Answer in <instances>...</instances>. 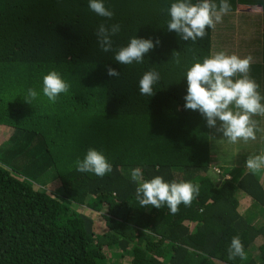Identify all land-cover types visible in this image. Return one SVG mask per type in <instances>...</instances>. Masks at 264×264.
<instances>
[{
	"label": "trees",
	"instance_id": "16d2710c",
	"mask_svg": "<svg viewBox=\"0 0 264 264\" xmlns=\"http://www.w3.org/2000/svg\"><path fill=\"white\" fill-rule=\"evenodd\" d=\"M172 2L105 0L108 19L88 0H0V264H264V171L220 181L211 167L210 128L183 97L186 71L214 53V30L195 42L168 31ZM101 24L120 25L107 53ZM134 36L160 43L141 63L114 61ZM149 70L152 97L139 92ZM50 71L69 86L55 103L42 94ZM29 88L39 94L30 104ZM90 148L113 165L103 178L76 169ZM137 167L145 180L198 184L199 195L174 215L140 207ZM234 236L245 257L230 261Z\"/></svg>",
	"mask_w": 264,
	"mask_h": 264
},
{
	"label": "clouds",
	"instance_id": "9594fccd",
	"mask_svg": "<svg viewBox=\"0 0 264 264\" xmlns=\"http://www.w3.org/2000/svg\"><path fill=\"white\" fill-rule=\"evenodd\" d=\"M88 8L100 17L111 19L114 15L112 10L105 7V0H88ZM230 11V0H173L168 9L170 20L167 30L175 31L184 41L195 42L206 35V29H213L222 22ZM119 31V24L110 27L99 25L98 44L103 52L112 51V37ZM159 43L158 39L154 41L134 36L126 46L114 53L113 59L121 65L141 63L145 55ZM251 63V56L240 57L234 53L218 51L202 62L194 63L185 74L187 89L183 97L184 108L198 111L209 128H215L231 143H236L239 139H256V133L260 129L256 127L252 116H264V93L249 74ZM107 75L117 78L120 72L109 66ZM158 80L157 72H145L139 80L140 94L152 97L153 85ZM68 87L67 82L56 71H50L42 78V94L53 103L61 93L68 91ZM38 95L35 89L29 88L23 98L30 104ZM75 166L81 173L101 178L113 171V165L104 153L94 148L88 149L83 159H77ZM245 166L254 172L264 168V154L249 157ZM130 179L137 185L136 198L140 207L160 209L162 205H167L173 215L181 203L189 206L200 192V186L191 181L168 182L159 175L145 180L138 167L130 170ZM236 257H245V250L238 236L232 238L228 247V259L231 261Z\"/></svg>",
	"mask_w": 264,
	"mask_h": 264
},
{
	"label": "rangeland",
	"instance_id": "374dc122",
	"mask_svg": "<svg viewBox=\"0 0 264 264\" xmlns=\"http://www.w3.org/2000/svg\"><path fill=\"white\" fill-rule=\"evenodd\" d=\"M235 1L242 2L243 0L230 1L231 11L223 17L222 22L216 24L213 28L214 35H216L215 45L218 47H220V45L223 46V44L231 46L234 44V39L236 38L240 43L244 41L250 49L255 50V53L252 55L253 59L258 51L264 52V26L262 24L259 28L254 26L251 22L241 20L242 18L236 21L233 14L235 11ZM253 3L255 6H259L261 10H264V0H254ZM260 18L264 20V16ZM241 48H243V46H239L238 49ZM261 59L262 57L260 56L255 58L257 61ZM263 69L264 64L263 66H258L255 73L250 74L251 78L260 85V91L262 93H264V87L260 83L262 81ZM260 116L261 115L252 116V119L256 121V127L258 129L261 126L259 124L262 123L260 121ZM258 143L259 141H256V139H250L248 141L239 139L236 143H231L222 133L218 132L215 128H210L211 167L218 173H221V177L219 178L220 181L231 180L232 178H238L237 176L239 175L241 176L242 174L239 171H242L243 168L239 169V167L245 164L246 159L249 157L258 155ZM260 170L264 171V168ZM254 221L259 222L261 219L258 218ZM116 251L117 250H112L110 252L112 255L111 257L116 258ZM124 264H126V262H124Z\"/></svg>",
	"mask_w": 264,
	"mask_h": 264
},
{
	"label": "crops",
	"instance_id": "0c3cea01",
	"mask_svg": "<svg viewBox=\"0 0 264 264\" xmlns=\"http://www.w3.org/2000/svg\"><path fill=\"white\" fill-rule=\"evenodd\" d=\"M233 1V0H230ZM250 0H244L242 1L243 3L237 2L235 3V11H234V19L236 21H239V19L244 20V21H248L251 22L254 26L257 27H261V25L263 24L264 26V20L261 19L260 17L264 16V10H261L259 8V6H255V4L249 3ZM253 1V0H252ZM214 40L216 42V35H214ZM215 45V44H214ZM216 46V45H215ZM239 46H243V48L238 49ZM228 53V54H237L240 57H246V56H251L255 53V50H252L249 48V46L242 41V43H240L236 38L234 39V44L231 46H227L224 45L222 47H213V52H218V51H223V50ZM262 57V59L260 61L255 60V58L257 57ZM254 60V61H253ZM264 64V52L258 51L257 55L252 59V63H251V68H250V73H255L257 71V67L258 66H263ZM264 87V69H263V74H262V81L261 83ZM260 121L262 122L259 129L260 131H258L256 133V141H259V143L257 144V149H259L257 152V154H264V127H263V123H264V116H260ZM258 138V139H257ZM246 167L245 164H242L241 167H239V169Z\"/></svg>",
	"mask_w": 264,
	"mask_h": 264
}]
</instances>
